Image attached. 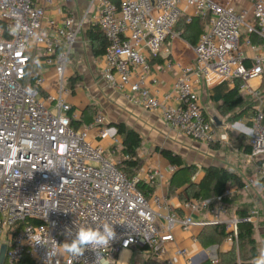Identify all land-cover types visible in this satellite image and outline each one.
Segmentation results:
<instances>
[{"label":"built area","instance_id":"built-area-1","mask_svg":"<svg viewBox=\"0 0 264 264\" xmlns=\"http://www.w3.org/2000/svg\"><path fill=\"white\" fill-rule=\"evenodd\" d=\"M69 2L0 0V254L8 248L2 264H119L124 250L175 264L169 247L176 229L217 225L226 226V241L238 248L239 223L252 217L224 221L221 197L173 203L172 165L143 168L129 178L113 158L120 139L103 114L73 127L80 113L70 104L74 88L67 69L89 11L78 17ZM90 6L107 41L104 81L134 105L158 113L173 131L207 145L226 142L227 133L220 135L207 118L195 85L242 82V91L259 101L248 117L247 160L256 174L246 187L264 181V0H90ZM182 17L188 24L199 18L205 27L193 48L194 63L176 64L174 89L160 99L149 86L153 60L170 53L168 38L181 37L175 28ZM39 60L55 70L47 92L44 77L31 75ZM91 131L110 139L111 158L93 144ZM140 184L151 192L146 195ZM202 212L210 217L197 219ZM105 223L115 232L107 246L89 245L81 255L61 247L76 239L80 227L103 233ZM174 257L193 264L185 248L176 247Z\"/></svg>","mask_w":264,"mask_h":264},{"label":"crops","instance_id":"crops-1","mask_svg":"<svg viewBox=\"0 0 264 264\" xmlns=\"http://www.w3.org/2000/svg\"><path fill=\"white\" fill-rule=\"evenodd\" d=\"M69 5L72 9H75L76 13H78V17H80L81 12L78 5L72 4L71 2H69ZM97 13L98 11L94 13L89 10L87 20L89 17H92L97 21ZM49 14L53 15L54 11L50 10ZM87 20L85 21V27L89 24ZM95 24H97V22L91 23L89 28ZM85 27L83 33L81 34L82 37H77V43L70 56V62L67 69V84L68 86L74 88L70 104L73 106V109H76L80 113L79 120L82 121L81 127L92 123L96 114L100 113L106 117V125L109 128H114L112 125L115 123H125L130 128L136 130L141 135L143 140L142 146L139 149V158L143 161L141 169L156 168L158 166L167 167L168 165H171L160 152L161 150L166 149L179 155L185 162V165L182 166L179 171L185 169L186 166H194V164H196V167H202L199 173L192 175V181L194 182H200L204 178L205 168L215 166L226 168L238 174L247 185L248 180L255 176L256 167L254 164H250L247 161L246 157H248L249 153H247L245 148L241 145H245L247 143L249 144L250 131L247 127L251 125V123L248 122V117L252 113L247 112L248 110H246L243 112L241 117L235 119V112L237 114V111H242L241 109L238 108L234 112L228 113L222 112L221 110L223 109L222 107H224L226 96L235 87L236 83L240 81L231 83L227 80H220L210 86H208L204 81H200L195 85L207 118L210 121L217 119L221 123L220 126L215 124L218 133L220 135L228 133L229 135L230 132H228V128H237V130L232 133L233 139L237 144V148L236 150L234 149V152L230 153H234L235 156H238L235 159L233 156H230V154L223 151L221 148L223 143L212 146L189 139L186 136L173 131L169 126H167L158 113L150 112L134 105L126 98L124 93L111 88L103 79V55L98 58L94 56L90 39L86 36L87 31L85 32ZM167 45L170 53H164L154 59L152 75L149 80V86L152 94L160 99L163 98L164 95L172 93L174 89L176 79L179 77V68L176 64L184 66L191 65L195 60L193 52L195 45H192L184 38H168ZM86 48L93 55L92 59L94 66L91 71L83 68L82 71H80V68L77 67L76 63H82ZM168 63L173 66L170 68ZM81 72L86 75H90V77L95 76L99 78L97 82H92V86L96 87L95 89L98 91L96 98L93 100L90 99L87 92H80L81 85L79 83V77ZM96 73L99 74L97 75ZM31 75L33 78L38 76L44 77L46 81V92L48 90H52L51 87L55 81L54 68L47 67L44 62L39 60L32 65ZM240 94L244 97L248 96L244 91H242V88L240 90ZM262 94L264 99V85L262 87ZM91 105H97L100 111L92 115L91 110L89 109ZM229 120L234 121L233 126L228 123ZM118 137L120 139V146L118 147V152L113 158L120 161L122 158V140L120 136ZM90 139L94 145L106 148V155L110 158L112 157L111 153L113 147L110 139L99 138L96 131H91ZM178 174H175L171 178V181L174 178L177 179ZM183 175H185L183 179L176 181L180 183V181L185 180L187 173H184ZM258 184L259 182L256 185ZM171 188L170 197L173 203L179 204L181 201L186 200V197L183 196V189L185 187H179L175 184ZM247 190L248 187H245L244 190H240L238 193L240 197L236 200L228 202V210L221 216V218L225 221L237 217L236 211L240 207H242V209L251 210V207L249 206L251 205V202L254 201L256 205L260 206L262 211V216H260V210L250 211L252 215V222L255 224V239L257 241L258 248L261 249L264 248V243L260 244V241L256 238V233L258 230H261L258 228L259 223L264 222V198L261 199L260 197H257L253 201L245 196L241 198ZM261 191L263 190H259L260 194H262ZM209 217L210 215L206 212L196 215V218L201 220L208 219ZM213 232L214 231L211 228H192L188 232L176 229V242L174 245L169 247V257L175 260V264H186L185 260L174 257V250L176 247H181L189 251L193 264H208V262L212 261L215 257L218 258L219 253H227L234 247L231 243H228L226 239H223L220 242H214V238L212 237ZM202 235L207 236L205 242L202 238H200ZM199 238L201 239V242L199 241ZM194 239H197V241H194ZM118 261L119 264H162L159 261L150 259L149 254L146 251L136 250H124L120 254Z\"/></svg>","mask_w":264,"mask_h":264},{"label":"trees","instance_id":"trees-1","mask_svg":"<svg viewBox=\"0 0 264 264\" xmlns=\"http://www.w3.org/2000/svg\"><path fill=\"white\" fill-rule=\"evenodd\" d=\"M204 27L205 22L199 18H195L188 24L186 23L185 17H182L175 29L182 33V38L192 45H195ZM86 36L90 39L94 56L98 58L104 55L107 41L101 32L100 26L98 24L92 25L87 30ZM241 86V81L236 83L235 87L226 96L224 107L221 109L222 112L226 113L234 112L238 108L241 109L242 111H237V114L235 112V119L241 117L246 110L253 114L259 104L257 99L241 95ZM245 100H247L248 103L247 107L244 106ZM72 125L75 129H79L82 125V121H73ZM112 126L116 128L117 135L120 136L122 140V158L118 164V168L132 179L137 176L143 164V161L139 158V149L141 148L143 141L142 137L136 130L130 128L125 123H115ZM241 146L245 148L247 153L251 152V147L248 143ZM214 147L217 148L216 146ZM160 152L172 166L177 167L176 174L181 173L182 171L187 173L185 180L180 181V183L177 182L175 178L172 179L169 188V196L171 194V187L177 184L179 187H185L183 189V196L186 197V199L208 200L215 197H221L228 210V202L239 198V191L244 190L246 187V184L238 174L226 168L215 166L205 168L204 178L200 182H194L192 181V175L196 173L198 167L186 166L185 169L179 171V169L185 165L183 159L179 155L166 149H163ZM259 183L264 187V181H259ZM230 186H236L237 196L234 195V197H231V192L229 190ZM139 188L146 195L151 192V189L145 184H140ZM250 211L251 210L249 209H242V207L238 208L236 211L237 218L245 219L252 217ZM210 228L214 231L212 234L214 242H220L221 240L226 239L229 235L226 231L225 225L207 226L204 229ZM200 238L205 242L207 236L202 235ZM200 238L199 241L201 242ZM238 241V248L233 247L227 253H219L218 264H251L252 260L259 255V248L255 239V224L252 221H242L239 223ZM208 264H212V262L210 261Z\"/></svg>","mask_w":264,"mask_h":264},{"label":"rangeland","instance_id":"rangeland-1","mask_svg":"<svg viewBox=\"0 0 264 264\" xmlns=\"http://www.w3.org/2000/svg\"><path fill=\"white\" fill-rule=\"evenodd\" d=\"M70 2L72 3V4H76V5H78V7H79V9H80V12H81V16H83L84 14H85V12H87V11H92V12H97V10L95 9V7H92L91 8V6H90V0H70ZM235 2V1H234ZM241 5L242 6H246V2L245 1H243L242 3H241ZM190 12L191 13H193V10L192 9H190ZM88 25L85 27V32L89 29V25L91 24V23H95V22H97L96 20H95V18H92V17H89L88 18ZM80 37H82V35L80 36ZM84 50H85V48H84ZM93 55L90 53V51L86 48V51H85V56H84V59L82 60V63L80 64L79 62L78 63H76V65H77V67H79L80 68V71H82V68L83 69H87V70H92V68H93V66H94V64H93ZM97 75L99 74V73H96ZM79 83H80V85H81V90H80V92L81 91H85V92H87L88 93V95H89V97H90V99H94V98H96V94H98V91H97V89H95L96 87H94V86H92V82L94 81H98L99 80V78H97V77H90V75H86L85 73H83V72H81V74H80V77H79ZM247 100H245V102H244V106H247ZM90 110H91V113H92V115H94L96 112H98V111H100V109H99V107L97 106V105H91L90 106ZM228 123L230 124V125H234V121H231V120H229L228 121ZM228 132H230L229 133V135H228V133H227V135H228V140L226 141V142H224L223 143V145H222V149H223V151L225 152V153H227V154H230L231 152H234V149L236 150V148H237V144L235 143V141H234V139H233V136H232V133L235 131V130H237V128H235V127H231L230 129L228 128ZM144 152H147V151H144ZM143 152V153H144ZM146 155V154H145ZM230 156H233L235 159H236V157H238V156H235V154L233 153V154H230ZM241 157V156H240ZM239 157V158H240ZM246 159H247V157H246ZM232 160H233V158H232ZM248 161V160H247ZM187 164H189V163H187ZM251 164V163H250ZM194 166L196 167V164H194ZM198 167V166H197ZM202 167H198L197 168V171H196V173H199L200 172V169H201ZM186 174V172L184 171V172H181V173H179L178 175H177V179L176 180H181V179H183L184 177H185V175H183V174ZM230 192H231V197H234V195H238L236 192H237V190H236V186H230ZM259 190H263V191H261L262 192V194H260V192H259ZM246 197V198H250V199H252V201L255 199V198H257V197H260L261 199H263L264 198V187H263V185H261V183H259L258 185H255V186H252V187H250V188H248V190L246 191V193L245 194H243L242 196H241V198H243V197ZM244 206V205H243ZM249 207H251V211H259L260 212V216H262V211H261V208H260V206H258V205H256V203L253 201V202H251V205L249 206ZM258 228H260L261 230L259 231H257V233H256V238L260 241V244H262V243H264V222H260L259 223V226H258Z\"/></svg>","mask_w":264,"mask_h":264},{"label":"clouds","instance_id":"clouds-1","mask_svg":"<svg viewBox=\"0 0 264 264\" xmlns=\"http://www.w3.org/2000/svg\"><path fill=\"white\" fill-rule=\"evenodd\" d=\"M103 228L104 231L101 233L99 228L80 227L76 239L71 243H64L61 247L70 254L81 255L89 245L94 248L107 246L114 239L115 232L108 223H105ZM251 264H264V248L259 249V255L252 260Z\"/></svg>","mask_w":264,"mask_h":264},{"label":"water","instance_id":"water-1","mask_svg":"<svg viewBox=\"0 0 264 264\" xmlns=\"http://www.w3.org/2000/svg\"><path fill=\"white\" fill-rule=\"evenodd\" d=\"M214 122H215V124L217 126H220L221 125V123L217 119H214ZM7 252H8V248L6 246H3L2 247V250H1V254H0V263L1 264L5 262L6 256H7Z\"/></svg>","mask_w":264,"mask_h":264}]
</instances>
